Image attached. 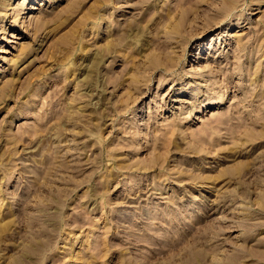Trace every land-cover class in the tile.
I'll return each instance as SVG.
<instances>
[{"label":"rangeland","instance_id":"rangeland-1","mask_svg":"<svg viewBox=\"0 0 264 264\" xmlns=\"http://www.w3.org/2000/svg\"><path fill=\"white\" fill-rule=\"evenodd\" d=\"M189 261L264 264V0H0V264Z\"/></svg>","mask_w":264,"mask_h":264},{"label":"bare ground","instance_id":"bare-ground-1","mask_svg":"<svg viewBox=\"0 0 264 264\" xmlns=\"http://www.w3.org/2000/svg\"><path fill=\"white\" fill-rule=\"evenodd\" d=\"M112 2H113V1H112ZM225 5H226L227 7H229V6L232 5V2H231V1H226V2H225ZM34 7H35V6L32 5V4L29 5V9H32V8H34ZM228 9H230V8H228ZM29 12H30V11H29ZM162 16H163V15H162ZM161 18H162V17H161ZM175 29H176V27H175ZM130 35H131V34H130ZM128 36H129V35H128ZM128 42H129V41H128ZM111 47H113V46L109 44V45L107 46L106 49H107V50H110ZM105 54H106V53H105ZM98 55H99V54H98ZM100 58H101V56H99V59H100ZM94 60H95V59H94ZM102 71H103V70H102ZM94 74H95V73H94ZM92 76H93V75H92ZM92 76H91V77H92ZM95 78H96V77H95ZM93 79H94V78H93ZM92 86H93V85H92ZM101 86H102V85H101ZM90 87H91V86H90ZM90 89H91V88H90ZM92 91H93V89H92ZM90 94H91V93H90ZM98 95H99V94H98ZM90 102H91V101H90ZM64 134H65V133H64ZM50 136H51V135H50ZM67 144H68V143H67ZM194 257H196V256H194ZM190 261H191V260H190ZM190 261H189L187 264L193 263V262H190Z\"/></svg>","mask_w":264,"mask_h":264}]
</instances>
